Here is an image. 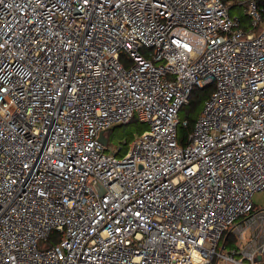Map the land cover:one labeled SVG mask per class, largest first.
Returning a JSON list of instances; mask_svg holds the SVG:
<instances>
[{"label":"built area","instance_id":"built-area-1","mask_svg":"<svg viewBox=\"0 0 264 264\" xmlns=\"http://www.w3.org/2000/svg\"><path fill=\"white\" fill-rule=\"evenodd\" d=\"M245 1L0 0V264H264V17ZM135 117L119 155L107 130Z\"/></svg>","mask_w":264,"mask_h":264},{"label":"rangeland","instance_id":"rangeland-1","mask_svg":"<svg viewBox=\"0 0 264 264\" xmlns=\"http://www.w3.org/2000/svg\"><path fill=\"white\" fill-rule=\"evenodd\" d=\"M229 5H233V7L229 8V12L232 15H239L244 16L245 15V8H246V1L245 0H239L238 2L230 1L228 2ZM263 25V22L258 26L261 27ZM212 86L200 88V87H194L192 90L191 98L190 100H194V103L192 105H186L181 110V116L188 118H196L203 105V99L204 95L207 96L209 91L211 90ZM203 98V99H202ZM200 99V101H199ZM147 128V124L140 122L136 117L131 120L128 124H117L114 126L113 129L107 130V137H108V144L110 146L116 147L120 149L119 155H123L127 149L130 147V144L133 140V137L136 133L142 132L144 129ZM186 130V128H183ZM253 203L255 207H264V189L254 192L252 196ZM51 242H55L58 240V237H55V233L52 234ZM45 241H40V244H43ZM231 244V242H229Z\"/></svg>","mask_w":264,"mask_h":264},{"label":"trees","instance_id":"trees-1","mask_svg":"<svg viewBox=\"0 0 264 264\" xmlns=\"http://www.w3.org/2000/svg\"><path fill=\"white\" fill-rule=\"evenodd\" d=\"M222 1L225 2V3H227V2H230V1L238 2L239 0H222ZM258 3L262 7V13H263V17H264V0H258ZM230 7H233V5H231ZM203 97L205 99L206 96L204 95ZM194 101H195V99L194 100H190L189 104H187V105H192V103H194ZM199 101H200V99H199ZM195 119L196 118H190L189 119V125L187 126L186 130H184L183 128H180L179 129V133H180L181 136H183L184 134H186L191 129V127L193 126V123H194Z\"/></svg>","mask_w":264,"mask_h":264},{"label":"water","instance_id":"water-1","mask_svg":"<svg viewBox=\"0 0 264 264\" xmlns=\"http://www.w3.org/2000/svg\"><path fill=\"white\" fill-rule=\"evenodd\" d=\"M114 126H112L110 129H113ZM99 139L102 143L106 144L107 143V137L105 136V134L103 132L100 133L99 135ZM100 189V188H99ZM101 191V189H100Z\"/></svg>","mask_w":264,"mask_h":264}]
</instances>
